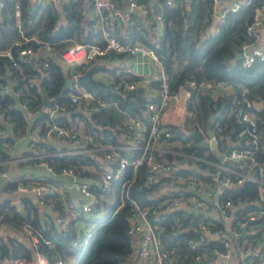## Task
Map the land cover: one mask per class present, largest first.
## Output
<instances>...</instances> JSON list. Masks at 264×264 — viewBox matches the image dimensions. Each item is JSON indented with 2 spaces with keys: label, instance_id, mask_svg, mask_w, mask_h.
<instances>
[{
  "label": "built area",
  "instance_id": "obj_1",
  "mask_svg": "<svg viewBox=\"0 0 264 264\" xmlns=\"http://www.w3.org/2000/svg\"><path fill=\"white\" fill-rule=\"evenodd\" d=\"M26 1L32 5L50 4L56 8L51 2L52 0ZM76 1L60 0L58 5L59 8H62ZM86 1L90 8L87 19L91 21V29L98 32L100 42H80L65 38L59 40L55 47L50 43L37 40L33 35L26 36L22 33L17 21L19 5L17 1H14L12 15L18 28L19 37L13 39L7 46L0 48V80L2 77L7 78L12 75L13 68L17 66L16 58L31 61L33 68L42 70L48 67L51 62H59L73 67L84 66L97 58L110 54L129 56L138 53L144 54L156 66L151 79H145L142 76H134V78H126L123 75L112 76L105 80L107 83L104 85L110 87L114 92L142 90L149 98L144 105L145 117L141 119L133 115L126 116L127 130L131 139V142L128 143L112 144L102 139L99 140L93 128L82 129L79 126L76 130L66 129L58 125L54 119L56 115L76 107L82 108V112L90 113L107 104L89 88L73 84L62 103L56 104L55 100L51 102L52 105L50 104V108L46 111V117L43 119V128L34 134V141L40 146V153L35 157L40 160L48 172L60 177H68L70 179L69 187L76 191L78 197L68 196L65 191H63L66 193L65 195H60L62 191L58 190L60 191L58 192L57 188L55 190L51 186V180L54 179L48 176L33 177L24 174L13 179L8 177L4 165L7 162L6 154L12 149V143L6 139L0 125V176L5 178V184L11 185L8 191L31 194L37 206L49 209L53 222L61 232H65L71 227L74 232L71 246L76 248H82L88 242L95 226V224L88 223L89 220H92L90 218L94 219L101 214L110 218L127 200V218L129 220L126 230L127 252L122 264H178L179 256L176 245L163 247L160 237L165 220L177 221L179 219L177 211L185 216L186 213L200 215V218L195 220L192 226L194 234L185 240L188 249L200 251L193 255L192 261L231 264V256L234 254L235 264H264V243L240 239L247 232L255 233L260 230V226L264 223V205H260L259 201H254L253 208H249L245 213L239 215L236 213L238 204L229 199H218V195L224 187H235L244 181L254 182L260 194L264 188V156L256 154L257 135L253 114L248 109L251 102L246 97L247 88L242 86L236 92L231 84L226 82L186 77L171 89L164 70L163 53H158L152 47L137 40L123 42L113 35L111 17L120 18L130 24L134 10L146 15L149 6L156 10L163 6L183 8L185 0H149L148 4L135 0H123V8H121L122 6L117 7L119 5L116 0ZM251 2L252 0H229L225 7L219 9V0H210L213 26L207 27L204 36L213 35L216 32L217 25L222 23L227 11H235ZM2 6L3 0H0V9ZM151 19L154 34L160 36L163 30L161 15L154 11ZM263 19L264 0H257L252 7L251 20L246 26V32L254 37V41H244L239 45V60L242 67H249L255 61L264 58V41L259 45L255 43L259 36L258 28ZM131 28L139 29L136 24H133ZM33 43L36 45L34 46ZM34 83L30 80L29 85ZM206 88L210 89L213 96H229L227 103L222 104L214 112L215 116L210 121L208 128H206V121L203 126L193 121L194 111L192 109L196 95ZM1 92L10 93L15 98L11 107L22 109L25 117L37 115V111L28 110L22 102L17 100L21 95L18 90H12L5 85L1 87ZM179 98H183L185 101L174 105L175 112L180 119V123L176 127L182 130L183 123L190 121L193 128L189 130V133L195 131L202 136L203 140L214 143L216 147L210 149L214 150L216 155L222 154L225 147L230 146L222 160L210 162L195 153L170 147L167 140L171 134L168 125L163 121V115L170 103H175ZM48 99H52V96ZM238 105L240 106L238 107ZM233 114L237 121L245 123V126L236 133L239 137L244 136L241 146L233 145L230 142L229 127L226 128L227 122H220L219 117L225 121ZM225 129L227 132L224 131ZM207 132H209L208 136ZM51 139L66 143V145L51 150ZM219 144L223 145L222 150L218 149ZM93 150L103 152L101 157L103 165L96 170L99 176L97 184L101 190L108 188L110 179L117 180L122 177L125 167L130 169L128 178L120 180L117 201L102 197L94 192L87 181L78 177L73 167H64L55 174L45 161L46 157L53 155ZM122 152H131V155L127 157ZM223 161H227L229 164H223ZM112 163L115 164L113 170L108 168V165ZM201 163H209L223 170L225 174L219 175L218 171L209 173L210 183L189 173L181 174L184 170L204 172V169L200 168ZM139 166H144L146 169L143 181L145 185L160 182L155 195L156 200L153 203H139L128 194L129 185ZM62 188L69 190L66 185ZM56 202L61 210L56 208ZM108 204L111 206L110 208ZM204 219H208V222H205ZM215 222H219V224ZM185 229L187 230L185 227L180 228L178 232H183ZM8 230L18 231L25 235L34 250L32 263L65 264L61 257L50 256L48 258L42 255L38 251V235L25 224L16 227L4 221L0 214V235L4 238ZM207 241H217L219 244L206 247ZM10 260L9 258L0 259L1 262ZM11 261L15 264L29 263L23 258Z\"/></svg>",
  "mask_w": 264,
  "mask_h": 264
},
{
  "label": "trees",
  "instance_id": "obj_2",
  "mask_svg": "<svg viewBox=\"0 0 264 264\" xmlns=\"http://www.w3.org/2000/svg\"><path fill=\"white\" fill-rule=\"evenodd\" d=\"M14 1H17L19 5L17 20L19 29L26 36L33 35L37 40L50 43L53 47L57 45L59 40L65 38L80 42H100L98 32L91 29V21L83 20L81 1L79 0L60 9H56L50 4L32 5L26 0H3V6L0 9V48L7 46L13 39L19 37L18 28L12 15ZM135 1L145 4L149 2V0ZM256 1L252 0L251 3L241 6L235 11H227L222 23L217 25L216 32L209 36H204V34L207 27L213 26L210 0H185L183 8L180 6H163L156 10V8L149 6L146 16L151 22L150 28H127L122 32L115 28L113 35L123 42L137 40L152 47L156 52L163 53L164 70L171 89L186 77L226 82L231 84L236 92L240 87H246V97L251 102L248 109L253 114L257 135L256 154L264 156V58L255 61L249 67H242L240 60L234 59L235 52L239 50V45L242 42L254 41V37L246 32V26L251 20L252 7ZM116 2L120 7L123 4V0L122 2L116 0ZM154 11L161 15L163 21V30L160 36H156L152 30L151 18ZM33 45L36 44L33 43ZM16 62L17 66L13 68L12 75L0 80L1 118L3 117L11 125L13 131L19 132L26 125L22 109L11 107L15 98L10 93L1 92V87L7 85L12 90L21 92L17 100L22 102L28 110L38 112L39 115L36 120H41L40 129H42L43 119L46 117V112L42 109L47 108L45 99L56 94L63 82V74L71 76L77 71H83L84 66H73L71 71H67L68 68L63 71L58 64L51 62L48 67L41 70L40 83L29 85L30 80L38 77L40 71L33 68L31 61L16 58ZM118 76L120 75L115 77ZM123 76L134 78L132 75ZM90 90L107 104L90 113L81 110L74 111L76 108L68 109L67 111H73L69 117L66 118L61 114L54 117L58 125L69 130H76L80 122L82 129L93 128L98 135L97 139L116 144L117 140L114 133L128 132L125 120L127 115L144 119V105L149 98L142 90L113 91L111 94H105L94 89ZM66 95L67 93L55 100L54 103H62ZM228 98L229 96L211 95L209 88L199 92L192 104L193 121L203 126L208 115L214 113L222 104L225 105ZM219 118L221 123L227 122L226 128L229 127L230 142L233 145L241 146L244 136L239 137L236 133L245 126V123L237 121L234 114L225 121L223 118ZM190 123V121H185L182 130L175 125H168L171 137L167 141L170 147L195 153L210 162H217L215 151L202 146L189 133V130L193 128ZM224 131L227 132V129ZM54 149V147L51 148V150ZM218 149L222 150L223 145L219 144ZM102 154L101 150L82 151L49 156L45 158V161L55 174L64 167H73L78 177L87 181L94 192L102 197L117 201L120 180L128 178L130 169L125 167L122 171V177L117 180L110 179L108 188L101 190L97 184L99 183V176L96 170L103 165L101 163ZM122 154L129 157L131 152H122ZM222 163L229 164L227 161ZM108 168L113 170L115 164L108 165ZM200 168L204 169V172L184 170L181 174L189 173L209 183V173L218 171L219 175L225 174L223 170L209 163H201ZM145 173V167L139 166L128 188L129 196L142 204L155 202V195L160 186L159 181L145 185L143 182ZM5 188L9 189L11 185H5ZM218 199H229L238 204L236 213L240 215L249 208H253L254 201H259L260 205H264V188L260 194L254 182L244 181L235 187H224L218 195ZM19 202V209L7 201L0 202V214L4 221L16 227L25 224L31 231L35 232L39 238L38 251L42 255L48 258L50 256L61 257L64 261L75 256V264H122L125 259L127 252L126 230L129 225L127 200L112 217L97 220L87 244L82 248L71 246L74 235L71 227L67 231L61 232L50 214L38 210L35 201L27 196H22ZM55 206L61 210L57 202ZM176 214L179 218L177 221L172 219L164 221L160 233L163 247L176 245L179 256L177 258L178 264H211L210 262L192 261L193 255L200 251L190 250L185 244L186 238L194 234L192 226L194 221L200 218V215L186 213L185 216L178 211ZM204 221L208 222V219H204ZM215 223L219 224V222ZM184 227L187 230L178 232L180 228ZM240 239L264 243V223L260 226L259 231L247 232ZM218 244L217 241H207L205 246ZM3 258L11 260L23 258L29 262L28 264H34L31 262L34 258V250L25 235L18 231L8 230L4 238L0 235V259ZM11 260L0 261V264H15Z\"/></svg>",
  "mask_w": 264,
  "mask_h": 264
},
{
  "label": "crops",
  "instance_id": "obj_3",
  "mask_svg": "<svg viewBox=\"0 0 264 264\" xmlns=\"http://www.w3.org/2000/svg\"><path fill=\"white\" fill-rule=\"evenodd\" d=\"M59 1L60 0H52L51 2L55 5L57 9L59 8ZM122 2V0H121ZM229 3V0H219L218 3V8H223ZM124 5H122L121 8H123ZM81 7H82V18L84 21H87L88 16H89V5L86 0L81 1ZM117 7H120L117 6ZM111 23L113 26V29L118 28V31L122 32L124 29L131 28L133 24L138 25L139 28H144L148 29L151 27V22L149 18L145 15L142 14L136 10L132 12L131 15V22L130 24H127L125 21L122 19H116L115 17H111ZM153 30V28H152ZM258 34L259 36L255 40V43L257 45L261 44L264 41V19L262 20L261 25L258 28ZM58 64V66L61 68V70H69L71 71L72 67L59 63V62H54ZM94 63H100L104 65L103 68L99 69L94 75L93 78H101V80L106 84L108 78H111L112 76H117V75H132V76H142L145 79H151L153 76V73L156 69L155 64L144 54H135V55H124V54H119V55H106L100 58H97L93 60L92 62L84 65L83 70L89 66L90 64ZM108 66V67H106ZM1 67V64H0ZM40 71V74L38 77L31 79L34 81L36 84L40 83V79L42 77V71ZM81 71H77L76 73H79ZM75 73V74H76ZM6 79L5 77H2V80ZM182 97V96H181ZM46 98V97H45ZM48 97L45 99L44 102ZM185 99L179 98L175 103L171 102L167 110L165 111L163 115V121L167 125H178L180 123V119L178 115L175 112L174 105L176 103H184ZM47 107V106H46ZM82 108L76 107L74 111L81 110ZM48 110V107L45 109L43 108L42 111L46 112ZM73 111H67L64 113H61L62 116L64 117H69V114ZM37 115L34 114L32 116H27L25 117L26 120V125L21 131H13L12 127L10 124L5 121V119L0 115V125L3 129V132L5 134L6 139L12 143V149L9 153L6 154L7 157V162L4 165V169L6 171V175L10 178H18L21 175H30V176H48L51 179L52 183L51 186L57 191L61 190L60 195H65L66 193L68 196L71 197H78V194L76 193L75 190L69 187L70 185V179L68 177H60L57 175H54L46 170L44 165L40 162L38 158L35 156L40 153V146L39 143L34 141V134L38 132L41 128L42 122L41 120H36L38 117ZM78 126H81V123H78ZM79 128V127H78ZM116 136L117 143H128L131 142L130 136L128 132H118L114 133ZM52 147L55 149L61 148L66 143L59 142L55 139H51L50 141ZM55 178H57V181H55ZM49 181V180H48ZM5 178L0 176V202L2 201H7L11 205H15L18 209L20 208V202L19 199L22 196H27L31 200H34V197L31 194H20V193H10L8 189L5 188ZM66 185L69 190H64L62 186ZM61 188V189H59ZM65 191L66 193H64ZM60 192V191H58ZM59 198V196H58ZM36 204V203H35ZM38 210L41 212H47L50 214L49 209L45 207H39L36 205ZM231 264H235V256H231Z\"/></svg>",
  "mask_w": 264,
  "mask_h": 264
},
{
  "label": "water",
  "instance_id": "obj_4",
  "mask_svg": "<svg viewBox=\"0 0 264 264\" xmlns=\"http://www.w3.org/2000/svg\"><path fill=\"white\" fill-rule=\"evenodd\" d=\"M240 58V54L238 51L235 52L234 59L238 60ZM104 65L100 63H94L87 66L83 71L74 74V76H69L66 74H63V82L61 86L59 87L58 91L55 95H53L52 99H47L45 102V106L49 107L51 102L53 100H57L60 97H62L65 93H67L73 84H79L89 89L98 90L105 94H111L113 93L112 89L106 85H104V82L101 80V78H93V75L101 68H103ZM108 67V66H106ZM220 112V111H219ZM215 114L210 113L206 120V128L209 127L210 121L214 118ZM190 134H192L202 146L208 147V148H215V144L212 142H207L206 140L202 139V136L198 134L195 131H191ZM206 135H209V132L206 133ZM230 146H226L223 150L222 154L217 155L218 160H222L223 156L227 154L229 151Z\"/></svg>",
  "mask_w": 264,
  "mask_h": 264
},
{
  "label": "rangeland",
  "instance_id": "obj_5",
  "mask_svg": "<svg viewBox=\"0 0 264 264\" xmlns=\"http://www.w3.org/2000/svg\"><path fill=\"white\" fill-rule=\"evenodd\" d=\"M104 217H105V216H104L103 214H101V215L97 216V217L94 218V219H93V218H90V219H92V220H89L88 223H92V224L94 225V224H96L97 220L100 221V220H102ZM74 260H75V256H71L69 259H67V260L65 261V264H72V263L74 262Z\"/></svg>",
  "mask_w": 264,
  "mask_h": 264
}]
</instances>
